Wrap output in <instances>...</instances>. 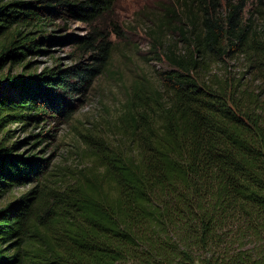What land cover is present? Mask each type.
<instances>
[{
	"label": "trees",
	"instance_id": "1",
	"mask_svg": "<svg viewBox=\"0 0 264 264\" xmlns=\"http://www.w3.org/2000/svg\"><path fill=\"white\" fill-rule=\"evenodd\" d=\"M106 3L0 0V197L48 160L20 155L5 127L44 123L52 89L72 96L107 70L109 47L91 36L77 42L98 49L90 62L31 71L42 13L89 20ZM150 36L168 67L133 83L115 140L73 182H36L0 206V264H264V0L178 1ZM240 57L237 71L201 73Z\"/></svg>",
	"mask_w": 264,
	"mask_h": 264
},
{
	"label": "rangeland",
	"instance_id": "2",
	"mask_svg": "<svg viewBox=\"0 0 264 264\" xmlns=\"http://www.w3.org/2000/svg\"><path fill=\"white\" fill-rule=\"evenodd\" d=\"M182 0H108L105 9L89 20L74 14L67 8L56 14L42 13L41 31L45 35L37 49L30 51L23 61H29L31 71L40 73L46 66L58 62L60 66H70L79 60L90 62L96 48L77 47L81 38L96 37L98 44L106 41L110 50L107 70L94 76L84 89L75 90L67 97L60 90L52 89L54 97L59 95V103L71 105L69 110L60 112L62 106L49 110V116L41 123L33 121L13 122L5 128H11L12 138L7 144L17 142L16 151L22 156H29L36 151L37 157H47L45 167L35 172V176L18 184L0 197V206L20 195L34 183L43 181L53 184L55 180L73 182L87 170L94 161L95 147L100 142L115 140L114 125L123 103L132 90L135 81L145 84V77L154 84L156 69L168 67L163 58L164 47L158 49L161 60L153 58L154 41L150 31L158 21L159 15L169 10L172 5ZM181 4V3H180ZM168 16H171L169 13ZM257 22H261L257 19ZM177 34L170 42L178 41ZM3 36H0V41ZM98 46V45H97ZM73 54L76 56L73 57ZM9 67L11 74L20 73L22 64ZM243 58H225L211 60L204 71L207 75L222 73L225 67L237 71L242 67ZM8 64L2 72H6ZM49 88V87H48ZM50 89V88H49ZM57 104V102L55 103ZM60 105V106H59ZM41 142L40 146H37ZM31 148H34L31 150ZM26 156V157H27Z\"/></svg>",
	"mask_w": 264,
	"mask_h": 264
}]
</instances>
